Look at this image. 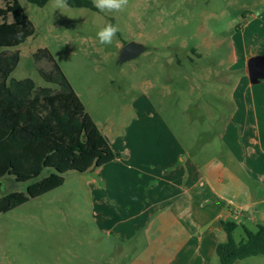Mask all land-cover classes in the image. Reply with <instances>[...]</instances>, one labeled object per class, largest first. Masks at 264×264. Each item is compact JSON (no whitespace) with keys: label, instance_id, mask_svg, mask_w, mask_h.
<instances>
[{"label":"rangeland","instance_id":"rangeland-1","mask_svg":"<svg viewBox=\"0 0 264 264\" xmlns=\"http://www.w3.org/2000/svg\"><path fill=\"white\" fill-rule=\"evenodd\" d=\"M17 1L34 35L16 48L20 61L11 79L52 87L38 74L51 71L52 64L33 59L46 50L94 124L119 137V143L135 128L166 126L194 165L203 164L204 171L216 163L229 167L231 157L220 135L227 125L243 128L235 121L237 103L264 85H251L246 73L250 57H264V0H128L118 12L53 11V1L42 8ZM107 23L119 31L112 44L102 45L96 34ZM130 42L147 51L119 65V51ZM247 122L257 127L254 119ZM234 155L249 185V152ZM63 177L60 188L0 214V263L128 264L132 248L111 246L95 228V216L82 197L88 174L71 171ZM26 186L5 177L0 197L25 193ZM237 224L236 243L244 238L243 226L256 229L248 221ZM235 264H264V257Z\"/></svg>","mask_w":264,"mask_h":264},{"label":"crops","instance_id":"crops-1","mask_svg":"<svg viewBox=\"0 0 264 264\" xmlns=\"http://www.w3.org/2000/svg\"><path fill=\"white\" fill-rule=\"evenodd\" d=\"M253 93L237 103L235 121L243 128L227 125L220 135L231 157L227 168L194 165L166 126L135 128L119 143L97 125L120 158L87 172L82 197L111 246L132 248L128 264H215L216 246L226 239L222 221L264 226V85ZM241 149L249 152V185L234 155Z\"/></svg>","mask_w":264,"mask_h":264},{"label":"trees","instance_id":"trees-1","mask_svg":"<svg viewBox=\"0 0 264 264\" xmlns=\"http://www.w3.org/2000/svg\"><path fill=\"white\" fill-rule=\"evenodd\" d=\"M49 1L53 0H28L38 8ZM68 4L71 9L97 12L90 0H68ZM33 35L34 28L19 2L0 0V181L12 177L27 184L25 193L0 197V214L60 188L68 172L84 174L120 158L46 50L35 53L33 59L52 64L49 72L38 70L52 87H37L30 79H11L20 61L16 48ZM221 228L226 239L215 249L218 264L264 257L263 225L255 231L243 227L244 238L238 243L233 238L234 222L222 221Z\"/></svg>","mask_w":264,"mask_h":264},{"label":"water","instance_id":"water-1","mask_svg":"<svg viewBox=\"0 0 264 264\" xmlns=\"http://www.w3.org/2000/svg\"><path fill=\"white\" fill-rule=\"evenodd\" d=\"M146 51L147 48L143 45L134 42L127 43L120 49L117 63L120 65L126 61L136 59ZM246 73L251 85H257L260 82H264V57H250L246 62Z\"/></svg>","mask_w":264,"mask_h":264},{"label":"clouds","instance_id":"clouds-1","mask_svg":"<svg viewBox=\"0 0 264 264\" xmlns=\"http://www.w3.org/2000/svg\"><path fill=\"white\" fill-rule=\"evenodd\" d=\"M94 7L101 12L122 11L128 4V0H93ZM68 0H53V11L68 8ZM52 11V13H53ZM118 27L111 23L105 24L98 32L97 38L102 45L112 44L116 37Z\"/></svg>","mask_w":264,"mask_h":264}]
</instances>
